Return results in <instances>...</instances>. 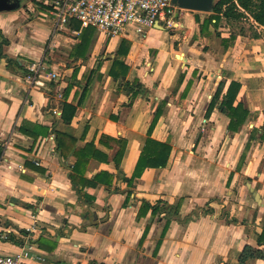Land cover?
Returning <instances> with one entry per match:
<instances>
[{"label": "crops", "instance_id": "obj_1", "mask_svg": "<svg viewBox=\"0 0 264 264\" xmlns=\"http://www.w3.org/2000/svg\"><path fill=\"white\" fill-rule=\"evenodd\" d=\"M32 5L0 12V236L8 235L0 237V253L27 249L31 264H237L245 245L257 246L264 218L261 208L246 201L249 184L264 202V175L257 171L264 166V30L258 38L237 36L224 48L216 34L223 28L220 21L217 28L209 25L200 33L195 18L202 20L209 13L183 9L179 28L166 30L158 23L145 38L131 31L111 37L93 28L85 56L75 60L70 53L83 28L74 20L54 27L53 19ZM122 41L126 78L141 84L142 91L132 99L109 76ZM37 62L43 66L38 79L55 74L50 89L27 79L29 65ZM211 68L215 73L204 76ZM220 68L231 71L226 83H241L237 101L248 109L244 124L248 122L251 131L240 145L225 146L237 132L228 131L229 119L218 107L205 117L221 80ZM74 69L78 82L65 101L76 111L66 123L60 102ZM158 107L161 113L151 137L171 145L168 161L161 168H146L130 187L124 176L133 173ZM199 119L207 139L195 147ZM55 132L76 140L74 148L65 144L63 157L50 136ZM260 134L263 138L252 139L241 159L250 136ZM87 143L100 157L88 159L74 184L69 177L77 160L73 151ZM244 162L255 176L248 175L238 188V199L228 201ZM100 171L112 175L109 185H83L82 179ZM158 199L179 205V213L156 248L165 219L151 218L150 209L140 214V205ZM231 218L237 221L226 222Z\"/></svg>", "mask_w": 264, "mask_h": 264}, {"label": "trees", "instance_id": "obj_2", "mask_svg": "<svg viewBox=\"0 0 264 264\" xmlns=\"http://www.w3.org/2000/svg\"><path fill=\"white\" fill-rule=\"evenodd\" d=\"M196 22L199 23L200 33H206L209 25L217 28L219 21L224 20L226 24L236 23L238 26L237 31H230L227 37H222L221 34L216 33L220 38V45L224 48L232 46L234 40L237 36H246L247 32H250V37L258 38L260 37L261 30H264V0H215L213 6V12L209 13L207 17L200 20V18H195ZM214 20V21H213ZM242 21L248 23V27H245ZM94 29L92 27L83 28L79 35L78 42L73 46L70 56L74 57L76 60L78 55L85 56L88 48L90 38L92 36ZM125 43L121 42L120 46L115 52V56L112 58V64L109 69V76L118 83V87L130 96V99L134 98L137 93L141 90V84L138 80L129 81L126 76L128 73V66L124 63L125 56ZM18 63H15L17 65ZM101 60L96 61V69L99 68ZM18 66V65H17ZM21 68V66H19ZM23 70V69H22ZM27 70H25L26 72ZM28 73V71H27ZM77 69L73 70L71 74V80L67 83L63 91V99L60 102V108L62 109L61 118L64 122L68 123L72 116L75 114L76 108L74 105L67 103L65 99L67 98L68 92L72 88L76 79ZM196 75V71L192 72V77ZM228 75L225 73L221 80L219 81L214 94L210 100V103L205 111V117L208 118L214 107H218L220 112H222L228 119L227 129L229 132H238L243 126L245 119L248 115V109L244 106L242 101H237V96L241 88V83L235 80H229L227 82ZM183 78V74L180 76V82ZM50 86H53L55 80H51ZM192 83V79H189L185 86V91L183 96H185L187 90ZM161 109L158 107L156 115L150 124L146 138L140 150L138 159L136 161L133 173L130 177L124 176V181L131 187L133 186V181L138 178L146 168H161L164 167L168 161L171 145L167 142L159 141L151 137V130L154 123L157 120V116L160 115ZM257 131V129L254 128ZM54 137L56 140V148L60 151L61 157L66 155L65 144L72 143V148L76 144V140L72 139L66 134L61 132H55ZM254 138H263V134L257 136H250L248 143H246L244 151L241 154V159L244 157V153L249 147V142ZM112 140V139H111ZM120 148L118 151V158L120 159L123 154V149L125 141L120 142ZM92 143H87L83 148L75 149L73 152L76 154V162L72 167V172L70 173V180L75 184L80 178V174L83 167L87 164L89 158H99L100 153L98 151H92ZM91 149V151H89ZM2 148L0 146V154ZM91 156V157H90ZM119 159L116 160L118 165ZM239 168L236 167V170ZM83 180V185L92 184L97 186L100 182L107 185L110 184L112 180V175L108 174L106 171H100L96 173L90 180ZM79 190V194H81ZM83 193V192H82ZM125 204V202L123 203ZM140 208H142L140 214H145L149 209L151 210V218L154 216L162 217L165 219V223L162 228L160 239L156 243V248L159 247L161 243V238L165 234L167 226L172 220L173 216L179 213V205H173L167 201L158 199L154 204H150L147 201H142ZM210 211V209L208 210ZM139 215V213H138ZM236 218L226 219V222H236ZM148 225L145 227L141 241L145 237L148 231ZM8 236V235H7ZM257 246L253 247L251 245H245L242 249L241 255L238 259L237 264H246L249 260L263 259L264 260V218L261 226V231L257 234L256 239Z\"/></svg>", "mask_w": 264, "mask_h": 264}, {"label": "built area", "instance_id": "obj_3", "mask_svg": "<svg viewBox=\"0 0 264 264\" xmlns=\"http://www.w3.org/2000/svg\"><path fill=\"white\" fill-rule=\"evenodd\" d=\"M32 4L33 9L42 10L44 17L53 19L54 27H63L74 20L79 29L92 27L111 37L131 31L145 38L148 31L158 23L166 30H176L180 27V12L183 10L172 0H35ZM42 68L39 62L31 63L27 79L30 83L46 85L50 89L48 81L54 79L55 74H46L45 81L38 79ZM57 95L60 96L59 93ZM52 113L59 115L56 108L52 109ZM50 136L54 138V134ZM0 237L6 238L7 234ZM29 256L27 249L15 254L0 253V264H31L27 261Z\"/></svg>", "mask_w": 264, "mask_h": 264}, {"label": "rangeland", "instance_id": "obj_4", "mask_svg": "<svg viewBox=\"0 0 264 264\" xmlns=\"http://www.w3.org/2000/svg\"><path fill=\"white\" fill-rule=\"evenodd\" d=\"M35 0H30V1H22V3H21V7L20 8H22L23 6H26V7H28V3H32V2H34ZM19 9V8H18ZM243 22V24L245 25V27H248V23L246 22V21H242ZM222 25V27L223 28H220V34L221 33H227V32H230V31H232V30H234V31H237V29H238V26H237V24L236 23H233V24H226V22L224 21V20H221L220 21V26ZM226 25H227V27H226ZM261 33V36H262V34H263V32L261 31L260 32ZM247 36H249L250 37V32H247L246 33V37ZM221 46V45H220ZM237 48V47H236ZM236 48H232V49H230V51H233L234 49H236ZM227 58V57H226ZM222 69H225V70H222ZM213 72V73H215V69L214 68H211L210 70H208V72H205L204 73V76H207L208 75V73L209 72ZM223 72H225L227 75H229V73L231 72V71H229V70H226V68H220V72H218L217 74L218 75H220V79L222 78V74H223ZM201 74H203V73H201ZM184 76V75H183ZM209 79H211V78H209ZM257 100V102H256V104H258V100H260V98L258 99H256ZM179 124H180V126H181V122H179ZM206 124V123H205ZM208 124V123H207ZM203 125V122L202 121H200V119L199 120H197V122H196V127H197V129L198 130H196V133H195V136H194V140H195V147H197V145H199V147H201L202 146V144L203 143H205L206 142V139H204V135H203V133H202V131L200 130L201 129V126ZM177 127H179V125H177ZM222 131H223V129H222ZM221 131V133H220V137H224L223 136V132ZM240 131H241V133H240ZM240 131L239 132H237V133H235V136L233 137V136H229V138H227L226 140H227V144H225V146H228V144H232V143H234V144H236V143H238V145H240L241 143H245L244 141H246L245 140V137H246V132H249V131H251V127H249L248 126V122H246L245 124H243V126L241 127V129H240ZM256 134V133H255ZM226 137V136H225ZM178 140H180V138L178 139ZM221 140V139H220ZM224 142V138L222 139V141L220 142V146L222 145V143ZM257 142L258 141H254L253 142V144L255 145V146H259V147H261L260 146V144H257ZM221 155V154H220ZM224 157H225V155H223L222 157H220V164H222L223 162H224ZM226 158H228V157H226ZM225 158V161H227V159ZM263 162V161H262ZM263 164V163H262ZM261 165V164H260ZM242 169H241V171H239V177H238V181H237V184H236V186L233 188V192H232V196L229 198V199H227L228 201H230V200H233V201H236V199H238V195H239V191H238V188L239 187H241V183H242V181L246 178V177H248V175H253L252 177H254L255 176V174H254V171H249L250 169H248L247 167H246V163L244 162V164L242 165V167H241ZM220 169H221V167H220ZM257 171L258 172H262L263 173V175H264V166L262 165V166H259V168L257 169ZM243 172H245V173H243ZM225 175V174H224ZM264 181V180H263ZM256 185H257V187L259 188V187H261V183H259V182H257L256 183ZM243 191H245V189H243ZM263 195H264V193H263ZM246 201L247 202H249L251 205H253V207H255V209H256V207H258V208H261L262 210H263V213H264V202L261 200V202H262V205H259L255 200H254V198L252 197V195L251 194H247L246 195ZM264 216V215H263ZM262 216V217H263Z\"/></svg>", "mask_w": 264, "mask_h": 264}, {"label": "water", "instance_id": "obj_5", "mask_svg": "<svg viewBox=\"0 0 264 264\" xmlns=\"http://www.w3.org/2000/svg\"><path fill=\"white\" fill-rule=\"evenodd\" d=\"M215 0H172L177 7L182 9H189L195 11H201L206 13L213 12ZM21 3L19 0H14L10 2L9 0H0V12L4 11H11L21 7ZM248 189L254 200L259 204L262 205L260 196L258 192H256L249 184Z\"/></svg>", "mask_w": 264, "mask_h": 264}, {"label": "flooded vegetation", "instance_id": "obj_6", "mask_svg": "<svg viewBox=\"0 0 264 264\" xmlns=\"http://www.w3.org/2000/svg\"><path fill=\"white\" fill-rule=\"evenodd\" d=\"M10 2H12V1H14V0H9ZM20 1V3H22V1L24 2V1H30V0H19ZM23 4V3H22Z\"/></svg>", "mask_w": 264, "mask_h": 264}]
</instances>
